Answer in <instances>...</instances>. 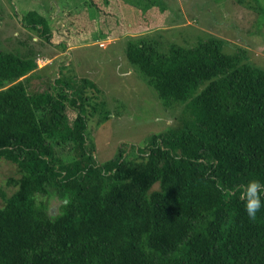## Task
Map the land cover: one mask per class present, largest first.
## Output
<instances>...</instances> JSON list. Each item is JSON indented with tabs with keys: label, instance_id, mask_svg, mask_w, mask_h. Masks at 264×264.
Wrapping results in <instances>:
<instances>
[{
	"label": "trees",
	"instance_id": "trees-1",
	"mask_svg": "<svg viewBox=\"0 0 264 264\" xmlns=\"http://www.w3.org/2000/svg\"><path fill=\"white\" fill-rule=\"evenodd\" d=\"M21 21L49 36L35 10ZM146 34L125 56L181 107L102 162L86 131L87 114L107 115L95 83L57 68L31 89L35 55L0 47V159L17 174L0 191V264H264V208L252 221L239 199L249 179L264 184V66L216 36L162 50Z\"/></svg>",
	"mask_w": 264,
	"mask_h": 264
},
{
	"label": "rangeland",
	"instance_id": "rangeland-1",
	"mask_svg": "<svg viewBox=\"0 0 264 264\" xmlns=\"http://www.w3.org/2000/svg\"><path fill=\"white\" fill-rule=\"evenodd\" d=\"M31 9L44 17L48 37L21 21ZM146 32L161 34L154 37L162 50L170 41L190 46L216 36L224 51L243 53L264 66V0H0V47L29 51L39 63L29 88L44 86L57 68L86 76L98 87L99 93H91L104 100L107 115L97 122L101 109L86 120L98 162L118 146L131 155L149 133L172 124L181 107L177 102L163 106L147 77L125 56L126 41ZM67 112L73 115L70 107ZM16 175L14 164L0 159V191L9 193L13 185L7 178ZM56 203L48 199L50 211Z\"/></svg>",
	"mask_w": 264,
	"mask_h": 264
},
{
	"label": "clouds",
	"instance_id": "clouds-1",
	"mask_svg": "<svg viewBox=\"0 0 264 264\" xmlns=\"http://www.w3.org/2000/svg\"><path fill=\"white\" fill-rule=\"evenodd\" d=\"M101 44V43H99ZM239 199L244 203L247 217L255 221L257 214L264 208V184L258 179H249L243 186Z\"/></svg>",
	"mask_w": 264,
	"mask_h": 264
}]
</instances>
